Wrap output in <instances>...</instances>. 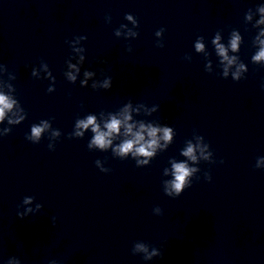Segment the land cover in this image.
Returning <instances> with one entry per match:
<instances>
[{
  "label": "clouds",
  "instance_id": "9594fccd",
  "mask_svg": "<svg viewBox=\"0 0 264 264\" xmlns=\"http://www.w3.org/2000/svg\"><path fill=\"white\" fill-rule=\"evenodd\" d=\"M261 12H264V7H261ZM131 19V17H128ZM261 23H264V19L261 20ZM119 35V33H116ZM157 35H160L159 32L156 33ZM239 36H234L231 41V48L233 50L237 49V44L239 41ZM219 40V37L217 36L216 40L213 41L216 44V48L218 50V53L221 57H223L224 60L228 61V64L233 63V59H229V57L226 54V49L223 45L219 44L217 41ZM262 47L260 51L253 57L254 61H261L264 60V41H260ZM162 47V46H161ZM196 50L200 51L203 49V44L197 42ZM83 59V57L81 58ZM74 67V66H73ZM243 67V65H241ZM85 75H91V73H85ZM225 75H227V69H225ZM234 78H238V73L234 74ZM70 79L75 80L74 76H71ZM84 83V82H82ZM105 88L110 87V81H106L103 85ZM13 106V102H11L8 97L0 94V120L3 119L5 115L6 109H11ZM131 119V116L128 115L127 108H125L123 120L117 119L115 116L111 118L109 122H107L104 125V128L106 131H101L100 126L95 122L94 116H88L87 119L79 120L77 122V127L82 129H87L89 126H91L93 133H95L94 138L89 145L91 147L92 145H96L100 148H107L111 143L112 140L110 139L114 135H119L120 128L123 125L125 130V135H131L132 139H126L121 143L115 151L120 154L121 156L126 155L129 152H132L133 155H151L152 153L148 151V149H152L155 147L156 144V136L158 131H161V129L152 127L151 125H148L145 127L144 124L140 125L139 131H133V125L128 123V121ZM44 127H47V124H44ZM43 131L42 127L39 126H33L32 127V136L33 137H39L41 135V132ZM164 132V138L166 140L171 139L170 128H164L162 130ZM144 132H147L148 137H150V140L145 141V137L143 135ZM77 135H82V133H77ZM143 142V143H141ZM193 148L191 145L187 148V150L183 153L186 156H189L191 159L195 160V156L192 155ZM222 162V161H221ZM137 163H140L138 161ZM174 169V176L175 179L171 182V190L175 192V195L179 197L182 194V190L186 181V178L190 175V170L184 163L179 164H173ZM172 191L168 192V195L172 194ZM142 250L147 251V249H144L142 245H138ZM155 254V252L153 253Z\"/></svg>",
  "mask_w": 264,
  "mask_h": 264
}]
</instances>
